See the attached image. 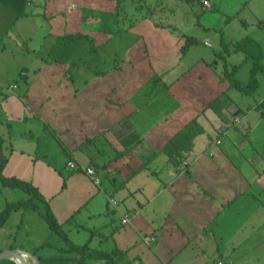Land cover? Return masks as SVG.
I'll return each mask as SVG.
<instances>
[{
	"label": "crops",
	"instance_id": "0c3cea01",
	"mask_svg": "<svg viewBox=\"0 0 264 264\" xmlns=\"http://www.w3.org/2000/svg\"><path fill=\"white\" fill-rule=\"evenodd\" d=\"M23 1L26 7L31 4V0ZM140 1L148 7V0ZM197 1L201 12L192 6L184 10L196 15L197 23L206 21L200 25L205 26L203 29H216L222 19L215 17L216 14H206L213 7L210 0ZM203 1L209 6H203ZM216 1L225 8H245L254 2L255 7L264 4V0ZM164 3L176 5L174 0H163L161 5ZM154 5L158 8V0ZM0 6L3 8L0 9V60L4 62V68L0 64V84H17L14 94L0 93V109L9 122L12 118L17 125L16 129L10 126L11 141H6L0 133L7 158L5 168L12 161V171H16L13 175L31 182L39 191L42 181L34 174L50 166L56 172L61 167L69 170L71 176L62 179L60 194L75 188L81 201L76 205H89L95 200L100 203L92 216H102L104 204L105 209L109 206L118 215L115 222L114 218H104L110 231L107 236L97 235L99 226L94 232L89 230L85 243L90 249L103 250L100 248L103 242L112 238L115 249L122 252V264H214L216 261L264 264V115L256 108L264 98L252 107H244L246 104L240 105L222 96L219 119L210 124L217 133L214 142L208 144L206 136L199 137L205 132L202 125H199V134L192 137L193 132L186 131L183 136L184 129L201 111L210 112L212 87L208 86V98L204 99L200 92L203 94L206 87L200 82V72L177 87L192 67L179 60L177 68L163 72L174 65L173 60L161 54L169 43L163 36L151 34L152 41L148 44L152 48V54H148L151 71L137 70L134 75H131L133 71H121L104 84L99 81L104 72L89 69L81 57L72 59L85 38L67 54L66 43L62 41L78 32L63 35L48 32L52 35L42 49L40 43L32 42L29 31L21 34L11 31L19 19L36 13L32 9L27 13L24 9V14L18 16L14 4L3 0ZM68 10L71 12L72 8L69 6ZM146 10L142 17L154 19L155 11ZM152 23L155 29L162 27L161 21ZM7 36L9 39L5 42L3 38ZM27 40L33 45L30 48L22 46ZM130 52L131 48L121 56L120 61L127 62L125 67L148 64L143 56L134 60ZM185 56H181L183 60ZM7 59L15 62L11 68ZM114 67L122 68L116 64ZM206 69L208 82L219 83L224 89L218 95L230 90L218 75L217 80L212 79L211 74L215 73L212 67ZM149 84L150 90L144 92V99L133 100ZM174 87L181 90L190 105L183 104L184 98L174 100L176 94L171 92ZM22 123V129L17 132ZM39 155L43 160L37 158ZM58 155L62 158L59 161ZM64 155L67 159L63 165ZM174 155L178 158L170 160L169 156ZM70 161L84 169L93 168L99 184L83 171L69 168ZM62 172L58 171L59 175ZM109 198L117 201V210L110 206ZM20 212L24 217V212ZM124 216L129 219L125 225L121 223ZM147 235L155 237L148 246L141 241ZM51 236L50 231L47 241L42 243L49 242ZM10 246L0 249L8 250ZM39 255L50 258L45 253Z\"/></svg>",
	"mask_w": 264,
	"mask_h": 264
},
{
	"label": "rangeland",
	"instance_id": "374dc122",
	"mask_svg": "<svg viewBox=\"0 0 264 264\" xmlns=\"http://www.w3.org/2000/svg\"><path fill=\"white\" fill-rule=\"evenodd\" d=\"M155 1L156 0H148L149 4L146 8L140 0H31L30 5L28 4L27 7L24 5L23 7L26 9L27 13L32 9V12L36 14H28L27 17L19 19L11 31L16 34H21L23 31H29L32 42L37 44L40 43L42 49H44L43 46L55 32H59V34L62 35L76 32L86 34L87 38L80 43L73 54L72 59L75 60L81 57L89 66V69L104 72V77L99 80L104 84L112 79L114 73L118 76L121 74V71H133L131 72V75H134V71L137 70L145 71L148 69L151 71L149 59L152 54V48L148 45L149 42L152 41L150 38L155 33H157L158 36H163L164 40L169 41V43H167L168 47H165L163 53L159 52L163 54L164 57L167 56L174 62V65L163 72H168L177 68L179 60H182V63L190 66V68L192 67L191 72L183 76V80L178 82L179 85H177V87L185 84V79H189V77L195 72H200V74H202L200 82L204 84L206 91L203 89V94L200 92V95L204 99L208 98V86L212 87L213 97L211 102L214 100L216 101L214 108H211L208 114H203L201 111V113L196 116L199 125H202L205 129V132L199 137L206 136L205 139L208 144L210 142L212 143L214 142L217 133L210 128V124H214V120L219 119L218 112L221 110L220 107L222 104L219 101H221L222 96L223 99L240 103V105L246 104L244 107L247 105L252 107L256 102H259V100L264 98V71L256 74L258 87L256 91L250 95L241 94L234 89L227 90L224 94L218 95L222 92L221 90L224 89H221L219 83H214L213 81L214 79L217 80L218 77H216V75L219 76L221 74L226 63L227 69L229 70L232 66L237 65L238 70L235 72L234 77L242 84L247 83L253 60L251 58H246L243 52L236 51L235 43L241 41L245 37H250L260 45L264 55V27L258 25L259 22H264V4L255 7L254 2L251 6L245 8H225L223 5L219 6L216 0H210L213 7L211 8L212 10L207 11L206 14H216L215 17H219L220 20H222L219 21L216 29H203L205 26L201 27L200 25H204L206 21L202 20L200 23H197V16L191 15L189 11L184 10L192 6V9H195L198 13L201 12L197 0H190L188 3L174 0L176 2V5L174 6L170 5V3H164L161 5L163 0H158V8L154 7ZM12 2H14V0H12ZM140 5H142V8H140ZM69 6L72 8L71 12L68 10ZM171 8L176 11L173 12V9ZM0 9L3 8L0 6ZM4 9L11 8L4 6ZM146 9L155 11L154 19L148 20L142 17L146 13ZM218 9H233V11H230V13H222V11H219ZM239 9L243 10L239 11ZM152 21H161L162 27L155 29ZM7 22V17L5 16L4 23L7 24ZM13 22H15V20L10 23L9 27ZM22 23L24 24L21 25ZM170 26H175L176 29H173ZM164 27L165 29L161 30ZM48 32H51L52 34L50 35ZM7 33L11 35L9 32ZM185 34L188 36H194L198 42L190 48V51L185 54L186 56L183 55L185 56V58L183 57L185 60H183L180 55V47L184 43L182 36ZM221 37L223 38L224 45L221 44ZM7 39H9L8 36L3 38L5 42ZM21 39H23V37H21ZM29 42L30 40H27L26 43H22V46L26 45L30 48L33 45H29ZM205 42H207L210 47L205 46L203 44ZM176 44H179L177 49L175 47ZM130 48L131 52L129 55L132 56L134 60H139L140 56H143L146 58L145 61L148 60V64L142 62L140 63V66L135 64V66L132 67H125L127 62L123 64V62L120 61L121 56L125 51L130 50ZM252 50L254 49L252 48ZM219 53H222L223 57H218ZM148 54L150 55L148 56ZM8 57L10 58V56ZM210 58L211 61H209ZM222 58L225 59L223 60ZM213 59L215 60L213 61ZM7 61H9V68L15 63L13 59H7ZM3 63V60H0V64L4 68ZM261 63L264 64V56ZM115 64L122 68L115 69ZM208 67H212L215 72L211 74L213 75L212 84L208 82L210 77H206V73H208L206 68ZM114 70H116V72H113ZM204 71H206V73ZM149 90L150 84L139 90L133 97V100L139 101L144 99V92ZM171 92L176 94L174 100L177 98H184L183 104L190 105V102L186 99L187 97H184V94H181V90L174 87ZM206 108L207 107H205V109ZM205 109H203V111ZM257 112L260 113L258 110ZM257 112L252 110L254 115L259 116ZM207 118H209L212 123L209 122ZM11 125L13 129H16V122L12 118H10L9 122L4 111L0 109V133L4 134L5 137L1 136L6 141L12 140ZM23 125V123L19 124L17 132L22 129ZM17 132L14 136H16ZM40 156L41 155L37 158L43 160V157ZM61 159L62 158L59 155L56 158L58 161ZM66 159L67 157L64 155L63 165L66 162ZM9 164L10 165L4 169L3 175L6 177L13 176L24 180L23 178L13 175L16 174L13 173L16 171H12V161ZM44 169V171H39L37 175L34 174V177L37 180L40 179V181H42L40 192L43 198L48 201L49 207L57 221L62 224L61 228L67 234L69 240L74 244H83L90 236L89 230H93L99 226L100 230L96 232L97 235L99 234L100 237L107 236L110 231L107 230L104 218L107 216L114 218L115 222V220H118L117 213H112L109 210V206L105 209L104 204L103 215L98 217L94 213L95 216H92V213L97 212L99 209L100 203H97L96 200L89 205H76L81 201H79V195L76 194L75 188L72 190L68 188V190L60 194L62 179L71 176L69 170L61 167L58 171L62 170L63 172L59 175L58 171H54L51 166ZM29 173L32 174L31 172ZM22 198H27L26 193L22 190L5 187L0 182V210L3 209L6 202L16 201ZM117 209L118 207L113 208V210ZM21 214L20 211L13 212L7 224L0 229V248L2 250L5 247L9 248L10 244L11 249L20 248L26 253L32 254L31 252L38 246V244H43L42 242L46 240L47 234L50 233V230L37 213L31 211L24 212V217ZM113 215H115V217ZM49 243V247H44V249L40 248L39 254L45 253L46 256L48 255L50 258L58 256L66 257L69 255L66 253L67 247L59 238H57V236L52 235L49 239ZM92 247L94 248L96 245L92 244ZM100 248H103L106 252H111L115 249V243L113 239L110 238L104 241ZM76 258L77 257H75V259ZM28 261H31V258H28ZM49 264L68 263L61 258L60 260H54ZM89 264H103V262L92 261ZM118 264L122 263L119 262Z\"/></svg>",
	"mask_w": 264,
	"mask_h": 264
},
{
	"label": "trees",
	"instance_id": "16d2710c",
	"mask_svg": "<svg viewBox=\"0 0 264 264\" xmlns=\"http://www.w3.org/2000/svg\"><path fill=\"white\" fill-rule=\"evenodd\" d=\"M3 1L6 4H10V5L14 4V6L17 9L18 16H22L24 14L23 6L25 2L23 0H14V2H12V0H3ZM9 1L12 3H10ZM258 25L260 27H264V22L261 21L259 22ZM86 37L87 36L82 33L67 35L62 41L63 43H66L64 45L67 47V54H69L71 50ZM182 37L184 39V43L180 47L181 56L185 55L189 51V49L198 42L197 39L192 36L183 35ZM220 41L221 44H223V38H221ZM235 47H236L235 48L236 51L243 52L246 58L249 59L251 58L253 60V64L250 69L249 79L247 83L242 84L234 77L235 72L238 70L237 65L232 66L231 69L229 70L227 69V65L225 63L224 69L219 75V77L222 82L228 83V88L230 90L234 89L240 92L241 94L250 95L253 92H255L258 87L256 74L264 71V64L261 63V60L263 59L264 56L263 51L260 45L250 37H245L241 41L236 42ZM251 47L254 50H252ZM218 57H223L222 53H219ZM215 102L216 101L214 100L210 103V106H212V108H214ZM256 108L257 110L260 111V115L263 116L264 99L259 103V105ZM198 128H199V124L197 122V119L195 118L192 120V122L189 123L188 127L184 129L185 131H183V136L186 135L185 134L186 131H188L189 133L193 132V134H190L192 137L199 134L200 132H198ZM174 158H178V156L175 155L173 157L169 156L170 160H174ZM6 163H7V158L4 156L3 153V139L0 136V182L5 187L22 190L27 195V198H22L16 201L5 203L3 209L0 210V229L7 223L13 212L32 211L37 213L39 217L46 223L47 227L51 231V234L53 236H57V238H59L67 247L66 253L69 254L68 256L51 257L48 259L40 256L38 254V250H40V248L49 247L50 246L49 242H45L43 245L35 248L32 254L38 259L39 264H49L50 262L54 260H60L61 258L64 259L68 264H73V263L89 264V262L92 261H102L103 264H118L120 262V259L122 257V252L119 251L118 249H114L111 252H106L105 250L102 249H90L88 243H85L83 245H76L72 243L69 240L67 234L62 230L61 224L57 221V219L53 215L49 207L48 201L43 198L38 187L34 186L29 181L21 180L16 177H6L3 175V170L6 166ZM75 257L77 258L75 259ZM30 263L33 264L32 262ZM0 264H15V263L10 260H2L0 261Z\"/></svg>",
	"mask_w": 264,
	"mask_h": 264
},
{
	"label": "built area",
	"instance_id": "2783aa9c",
	"mask_svg": "<svg viewBox=\"0 0 264 264\" xmlns=\"http://www.w3.org/2000/svg\"><path fill=\"white\" fill-rule=\"evenodd\" d=\"M203 6L205 7H208L209 4L207 1H203L202 2ZM206 46H209L208 43H205ZM17 89V85L16 83H13V84H9V85H4V84H0V93H7V94H14L15 91ZM219 143V141L217 142ZM68 167L73 169V170H81L83 171L87 176H89L91 179H93L94 183L95 184H99L100 180H99V177L97 176L95 170L91 167H87V168H81L79 167L78 165H76L75 162L73 161H70L67 163ZM110 206L112 208H116L118 206V203L117 201L114 199V198H109V202ZM129 222V219L124 216L122 217L121 219V223L123 225L127 224ZM141 241L145 244V245H150L152 244L154 241H155V237L154 236H142L141 237ZM214 264H224L222 261H216Z\"/></svg>",
	"mask_w": 264,
	"mask_h": 264
},
{
	"label": "water",
	"instance_id": "95a60500",
	"mask_svg": "<svg viewBox=\"0 0 264 264\" xmlns=\"http://www.w3.org/2000/svg\"><path fill=\"white\" fill-rule=\"evenodd\" d=\"M21 252L22 251L16 250V249H8V250L1 251L0 252V261L10 260V261H13L15 263L14 258H18V259H20L22 264H29L28 259H25L23 257V255L21 254ZM26 255L28 256V258H31V260H33V262L35 264H39L38 259L33 254L26 253Z\"/></svg>",
	"mask_w": 264,
	"mask_h": 264
},
{
	"label": "bare ground",
	"instance_id": "6f19581e",
	"mask_svg": "<svg viewBox=\"0 0 264 264\" xmlns=\"http://www.w3.org/2000/svg\"><path fill=\"white\" fill-rule=\"evenodd\" d=\"M21 254L23 255V257L25 259H28V256L26 255V253L21 252ZM14 261H15L16 264H22L21 261H20V259H18V258H14Z\"/></svg>",
	"mask_w": 264,
	"mask_h": 264
}]
</instances>
